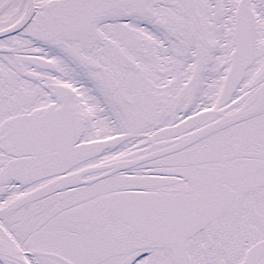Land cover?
Segmentation results:
<instances>
[{
	"label": "snow or ice",
	"instance_id": "snow-or-ice-1",
	"mask_svg": "<svg viewBox=\"0 0 264 264\" xmlns=\"http://www.w3.org/2000/svg\"><path fill=\"white\" fill-rule=\"evenodd\" d=\"M0 264H264V0H0Z\"/></svg>",
	"mask_w": 264,
	"mask_h": 264
}]
</instances>
